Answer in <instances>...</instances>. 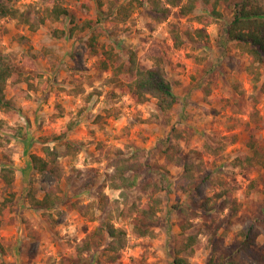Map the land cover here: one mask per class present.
I'll return each mask as SVG.
<instances>
[{
  "label": "rangeland",
  "instance_id": "374dc122",
  "mask_svg": "<svg viewBox=\"0 0 264 264\" xmlns=\"http://www.w3.org/2000/svg\"><path fill=\"white\" fill-rule=\"evenodd\" d=\"M57 1L69 10L59 20L50 16ZM129 1L12 0L11 7L45 16V23L31 31L19 19H0V55L21 73L5 90L15 111L0 112V171L5 166L15 170L11 221L0 226V264H63L99 223L102 200L116 226L128 233L127 247L119 252L121 263L173 264L175 252L195 234L197 246L181 256L190 264H218L226 251L236 254L242 231L250 229L258 232L252 247L256 256L240 258L245 264H264L259 261L264 260V167L234 163L238 156L252 154L250 141L264 152V64L250 73L249 57L226 37L234 3L220 5L219 18L209 16L203 5L187 16L171 7L168 17L157 21L150 0H141L143 5L134 0L130 17L117 21V9ZM161 3L168 6L166 0ZM199 15L209 23H200ZM86 23L90 26L82 29ZM174 24L182 33L203 28L209 37L194 43L184 36V46L175 48ZM54 29H66V35H54ZM94 30L98 47L114 46L118 62L133 50L147 68L153 63L150 49H166L177 105L163 112L153 97L140 102L122 93L112 81L113 69H103V56L89 47ZM171 143L203 163L204 174L214 183L201 182L190 192L180 188L176 182L183 168L164 153ZM46 147L60 156L55 172L42 174L34 170L31 156L46 157ZM69 147L74 150L67 153ZM118 159L143 165L128 172L137 174L136 186L112 187ZM51 187L62 196L56 208L29 203L30 192L42 198ZM225 187L239 207L236 214L230 208L198 207ZM8 191L0 177V201ZM155 199L161 200L156 236L138 237L134 210ZM89 204L96 220L82 213ZM92 259L108 264L102 250Z\"/></svg>",
  "mask_w": 264,
  "mask_h": 264
},
{
  "label": "trees",
  "instance_id": "16d2710c",
  "mask_svg": "<svg viewBox=\"0 0 264 264\" xmlns=\"http://www.w3.org/2000/svg\"><path fill=\"white\" fill-rule=\"evenodd\" d=\"M12 0L0 1V19L2 18H15L28 24L31 31H37L42 24L45 23V16L40 14H32L25 10H20L15 7H11L9 2ZM99 5L102 4L101 0H95ZM140 5H143V1L137 0ZM168 6H164L161 0H150L149 7L156 13L157 21H162L168 17L171 7H179L182 15H190L196 9L204 5L207 12L213 18H219L222 16L219 9L222 4H233L234 12L233 17L228 26L226 27V37L229 41L235 42L236 46L241 53L249 57L250 63L248 69L250 73L259 71L261 65L264 64V2L262 0H166ZM112 7L115 2H112ZM134 7V0H130L128 4L120 5L117 9L115 19L120 22H125L132 13ZM69 10L62 6L58 1L50 11V16L56 20H59L62 16H68ZM196 19L200 23H209L204 15L196 16ZM70 22H74V18L71 17ZM78 24H75L70 28V34L74 33ZM90 24L86 23L81 26L82 29L89 27ZM66 35V29L58 30L54 29L53 34L60 36ZM172 38L174 40V47L181 48L185 44V37H188L194 43L204 41L209 37V34L203 28L195 30H185L182 33L174 24L171 29ZM97 30L93 32V35L87 41L93 54H101L103 59L101 60L103 69H113L112 81L117 83L124 94L134 95L140 102H144L148 97L156 99V104L163 112L172 110L178 103V97L173 89V84L169 78L165 60L167 57V50L162 49L160 46H153L150 49L151 58L153 63L150 67L143 68L140 65L137 53L130 50V54L127 59L122 62H118V52L112 45L103 44L98 47ZM21 73L7 60L4 56L0 55V112L6 114H12L15 111V104L13 100L6 97L5 90L8 82L12 81L13 84L17 83L20 79ZM258 79V77L256 78ZM179 138L180 134H176ZM250 147L252 154H246L238 156L234 163L240 166H254L259 164L264 167V152L252 141H250ZM169 148L165 149L166 159L168 161L176 162V164L182 166V176L177 180V185L183 190L190 192L201 182H206L212 185L214 183L213 177L209 174H204L203 163L196 162L192 157H186L183 154L181 146L170 144ZM46 157L32 154L31 159L33 168L38 173L55 172L57 160L60 156V152L53 148L46 147ZM74 149L69 147L67 153H70ZM200 155V152H197ZM122 162V163H120ZM115 172L112 174L111 183L113 188H132L138 184L137 174H129V171L141 170L143 165L136 166L129 163L125 159L117 160L115 162ZM0 177L2 178L5 188L10 189L9 193L4 196V199L0 201V226L9 224L11 218L9 216L12 211L10 204L15 199V192L11 191L15 181V170L12 167L5 166L0 171ZM157 188L158 185H156ZM29 203L33 207L41 209H54L62 202V196L58 193V190L54 187L45 190L42 198H37L32 192L28 194ZM213 202L211 203V200ZM160 199H155L153 202H147L142 206H137L134 211L138 213L133 225V233L138 237H155L156 226L159 223V210ZM84 216H90L91 220H96L94 212H91L92 205H85ZM198 207L211 211L214 209L224 210L230 208L234 214L237 213L239 207L236 205V201L232 198V193L229 188H222L219 192H216L212 197L205 198L199 202ZM101 211L102 218L97 226L89 232L86 237L81 240L76 246L73 255L68 258H64L63 264H94L92 256L99 250H102V255L106 256V262L108 264H124L118 261L119 252L127 247L128 233L121 227H117L114 221V214L108 209L106 200H102L98 207ZM10 218V219H9ZM253 229V228H251ZM258 232H252L243 230L242 235L244 238L240 244H237L236 254H233L230 250L226 251L223 255V260L218 264H245L240 258V254H244L248 257H255L256 254L253 251V245L256 242ZM197 246V235L190 234L187 236L186 241L183 242L179 250L175 252L173 264H190L187 257L181 256L182 252L194 250ZM264 261V260H259ZM101 262L98 261L97 264Z\"/></svg>",
  "mask_w": 264,
  "mask_h": 264
}]
</instances>
